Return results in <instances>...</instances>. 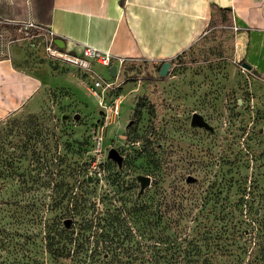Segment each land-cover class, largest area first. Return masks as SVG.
<instances>
[{"label": "rangeland", "instance_id": "obj_1", "mask_svg": "<svg viewBox=\"0 0 264 264\" xmlns=\"http://www.w3.org/2000/svg\"><path fill=\"white\" fill-rule=\"evenodd\" d=\"M241 33L231 13L215 10L167 75L164 64L126 60L113 78L110 68L83 71L52 56L45 35L0 20V58L12 55L16 70L42 83L21 109L0 119V264H136L125 252L149 244V227L128 218L126 240L120 219L158 205L171 215L188 201L195 215L211 212L210 225L236 217L231 232L248 263L246 240L264 232V80L244 67ZM98 76L112 85L101 99L89 92ZM116 99L120 113L112 117ZM194 113L214 133L192 127ZM112 149L124 158L121 167L109 158ZM140 175L152 183L138 199ZM189 176L196 182L187 183ZM67 188L87 198L89 209L62 199ZM48 226L57 238L51 248ZM173 227L165 221L162 231ZM60 232L88 239L84 250L59 242Z\"/></svg>", "mask_w": 264, "mask_h": 264}, {"label": "crops", "instance_id": "obj_2", "mask_svg": "<svg viewBox=\"0 0 264 264\" xmlns=\"http://www.w3.org/2000/svg\"><path fill=\"white\" fill-rule=\"evenodd\" d=\"M0 20L46 27L75 55L83 47L127 61L164 64L206 32L215 9H230L242 30V58L264 80V0H0ZM3 9V8H2ZM42 83L0 58V119L18 111Z\"/></svg>", "mask_w": 264, "mask_h": 264}, {"label": "trees", "instance_id": "obj_3", "mask_svg": "<svg viewBox=\"0 0 264 264\" xmlns=\"http://www.w3.org/2000/svg\"><path fill=\"white\" fill-rule=\"evenodd\" d=\"M215 10H218L224 17L231 12L230 9L226 8H217ZM4 11L5 7H0V14ZM69 192L71 190L69 191L68 188L64 191L61 190L62 199L69 196L76 205L81 207L80 209H89L90 201L87 198L74 197L73 193L70 194ZM143 195L141 197L137 196L138 199H141ZM190 202L188 201L185 205L180 204L176 209L174 208V213L171 215H169L170 213L167 209L158 205L156 208L142 207L143 211H133L123 219H120L121 226L126 227V230L120 236L124 235L126 240L131 237L132 233V229L128 227V218L134 219V223H137V220L145 219L149 227L145 237V242L149 244L137 242L132 249H128L125 252V255L128 256L127 258L133 257L132 261L134 260L136 264L140 261H142L141 264H224L219 261L221 258L234 256L235 261L229 264H242V243H236V239L231 232V229L236 228L238 225L233 221L236 220V217L233 215L230 220L232 223L229 222V224L222 227L213 226L210 225L212 220L211 212L204 210L203 213L195 215L193 204ZM78 206L76 207L78 208ZM38 212L39 218H42L43 210L40 209ZM165 221L170 226L174 224L168 235L162 231ZM90 227L91 225L88 228ZM48 229L46 239L48 240V247L51 248L55 246L57 238L52 236L49 226ZM59 234V242L77 244L82 251L84 250V244L88 242V239H81L78 235L75 238V233L65 235L60 232ZM110 238L108 236L106 240H110ZM243 254L244 258L249 259L246 264H264L263 231L258 230L252 239L246 240ZM76 260L82 262V257H79L78 254L76 255ZM117 263L122 264V261Z\"/></svg>", "mask_w": 264, "mask_h": 264}, {"label": "built area", "instance_id": "obj_4", "mask_svg": "<svg viewBox=\"0 0 264 264\" xmlns=\"http://www.w3.org/2000/svg\"><path fill=\"white\" fill-rule=\"evenodd\" d=\"M10 23L19 25L21 29H25L26 31H34L35 35H45L47 51L52 56L67 60L71 62L72 65L82 69L83 71H88L92 64H96L104 68H111L112 66H117V68H121L126 62V59L116 57L110 52L101 51L97 48L88 46L83 47L82 52L79 55H75L67 51L66 53H63L62 49H60L55 44V35L51 33L50 30L46 27L41 26L33 21L25 23L10 21ZM46 33H48L49 35H46ZM111 87L112 85L109 84L106 79L98 76L97 78H95L94 83L90 86L89 92L97 99H101L103 95L107 92V90L111 89ZM120 106L121 100L116 99L113 104V107L109 110L110 115L112 117H117L119 115Z\"/></svg>", "mask_w": 264, "mask_h": 264}, {"label": "water", "instance_id": "obj_5", "mask_svg": "<svg viewBox=\"0 0 264 264\" xmlns=\"http://www.w3.org/2000/svg\"><path fill=\"white\" fill-rule=\"evenodd\" d=\"M55 44L60 49L65 48V43L61 39H56ZM170 66H171L170 62L164 63V65L162 66V69H161V76L167 75ZM244 67H246L248 70H251L250 67L246 63L244 64ZM117 71H118L117 66H112L110 68V74L113 78L117 76ZM75 119L78 120L79 115H77L75 117ZM191 126L194 128L205 129V130H208L212 133H214V131H215L214 128L211 125H209L208 122H206L204 117L198 113H194L192 120H191ZM109 158L111 160H113L114 162H116L119 167H121L123 165L124 158L120 155V153L116 149H112L110 151ZM137 181L140 183V191H139L138 196L141 197L145 193V190L151 186L152 179L149 176L140 175L137 177ZM195 182H196L195 178H193L191 176H189L187 178V183L193 184Z\"/></svg>", "mask_w": 264, "mask_h": 264}]
</instances>
